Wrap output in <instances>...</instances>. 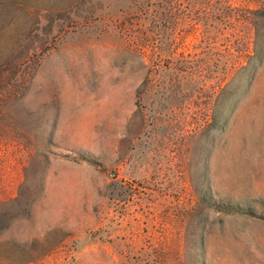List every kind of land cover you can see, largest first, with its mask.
<instances>
[{
    "label": "rangeland",
    "instance_id": "1",
    "mask_svg": "<svg viewBox=\"0 0 264 264\" xmlns=\"http://www.w3.org/2000/svg\"><path fill=\"white\" fill-rule=\"evenodd\" d=\"M222 3L242 66L173 79ZM0 264H264V0H0Z\"/></svg>",
    "mask_w": 264,
    "mask_h": 264
},
{
    "label": "trees",
    "instance_id": "2",
    "mask_svg": "<svg viewBox=\"0 0 264 264\" xmlns=\"http://www.w3.org/2000/svg\"><path fill=\"white\" fill-rule=\"evenodd\" d=\"M218 7L220 9L222 8L223 16L226 17L224 19L235 17V24L240 27H238V30H210V28L199 30V39L192 43L193 50L188 51L187 54L185 53V50L181 51V53L179 52L181 55L175 60H172L171 56L168 58V62L166 64L168 72L166 74L172 76L173 79L180 80L188 77L190 79H194L195 81L202 80L206 75L205 70L208 69L210 63L207 61L205 56L201 57V55H203V53H210L209 49L206 51L204 48L211 44L219 35H221L222 40L221 70L223 78L226 79L231 72L236 70L239 66H242L243 55L244 52L249 49L250 42L249 30H244V26L248 20V14L246 11H240V7H238V9L237 7H233L230 3H222ZM232 11H234V13ZM173 21L175 25L179 23L178 19ZM127 23V20H124L123 26ZM204 23L206 26L212 25L208 19H206ZM178 33L180 34L179 37L182 41H184L188 34V30H178ZM129 35L130 36L127 38V41L130 45H133L136 50L144 52V54H149L150 63L148 67V76L151 75L157 64H159L157 58L161 56L164 50H166V52H170V48L160 46L158 50V57H154L147 49V45L149 43L148 41L151 37L148 30L141 31V34H138L137 36L130 33ZM187 46L189 45L187 44Z\"/></svg>",
    "mask_w": 264,
    "mask_h": 264
}]
</instances>
